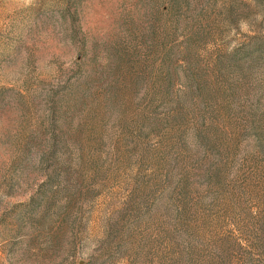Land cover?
Returning <instances> with one entry per match:
<instances>
[{"label":"rangeland","instance_id":"1","mask_svg":"<svg viewBox=\"0 0 264 264\" xmlns=\"http://www.w3.org/2000/svg\"><path fill=\"white\" fill-rule=\"evenodd\" d=\"M0 264H264V0H0Z\"/></svg>","mask_w":264,"mask_h":264}]
</instances>
